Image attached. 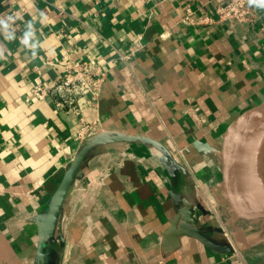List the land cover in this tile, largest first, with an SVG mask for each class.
Segmentation results:
<instances>
[{"label": "crops", "instance_id": "0c3cea01", "mask_svg": "<svg viewBox=\"0 0 264 264\" xmlns=\"http://www.w3.org/2000/svg\"><path fill=\"white\" fill-rule=\"evenodd\" d=\"M227 1L0 0V16H16L18 36L24 21L37 22L42 46L33 59L18 41L8 43L0 60V264H38L51 196L88 141L76 138L75 115L26 99L69 57L106 73L96 102L83 105L93 137L134 139L98 143L84 156L46 263L264 264V242L223 254L179 230L188 224L219 242L223 216L230 222L215 190L222 144L264 101V11L254 8L252 25L230 29L215 12ZM137 38L141 48L121 60ZM263 224L254 225L260 237Z\"/></svg>", "mask_w": 264, "mask_h": 264}, {"label": "water", "instance_id": "95a60500", "mask_svg": "<svg viewBox=\"0 0 264 264\" xmlns=\"http://www.w3.org/2000/svg\"><path fill=\"white\" fill-rule=\"evenodd\" d=\"M264 132V101L253 107L251 110L239 117L227 130L222 148H221V172L222 179L216 184V193L224 203L226 211L230 216V223L233 229L230 235L233 242L219 243L205 235L197 227L183 224L179 230L185 234L197 239L205 247L216 253H233L235 250L241 251L257 243L264 242V237H260L259 232H253L254 225L264 223V209L246 211L241 208L234 196L233 185L230 181L234 177V171L238 163L243 158L245 148L258 141L261 133ZM258 137V138H257ZM132 137L111 136L100 133L89 139L83 144L76 156L69 162L63 176L55 189L49 201L48 210L38 229L37 256L38 264L46 263L45 248L48 245L55 218L63 203L64 197L74 179V176L87 152L96 144L107 142L109 140H132ZM252 167V165H251ZM258 176L257 169H255ZM188 213V212H187ZM189 220L188 222H190ZM192 221L195 220L192 217ZM240 222L246 225L244 228H238L236 225Z\"/></svg>", "mask_w": 264, "mask_h": 264}, {"label": "built area", "instance_id": "2783aa9c", "mask_svg": "<svg viewBox=\"0 0 264 264\" xmlns=\"http://www.w3.org/2000/svg\"><path fill=\"white\" fill-rule=\"evenodd\" d=\"M215 12L217 22L225 24L230 29L238 23L252 25L257 17L254 8L248 6L247 0H228L218 5ZM140 48V39L137 38L130 43L129 53L120 55L119 58L124 60ZM105 74V71L92 61L73 60L69 57L63 64L62 71L51 84L33 85L26 99L49 100L57 109L75 115L78 119L76 138L79 141H86L93 137L94 126L84 120L83 105H92L96 102Z\"/></svg>", "mask_w": 264, "mask_h": 264}, {"label": "clouds", "instance_id": "9594fccd", "mask_svg": "<svg viewBox=\"0 0 264 264\" xmlns=\"http://www.w3.org/2000/svg\"><path fill=\"white\" fill-rule=\"evenodd\" d=\"M247 4L250 8L264 11V0H247ZM40 17L39 22L43 23V20L46 19L45 14L41 12ZM36 23V21L31 19L24 21L23 31L18 36L16 16H0V38H2L0 39V60H6L10 54L7 44L16 41H18L20 49L29 53L33 59L38 56L42 46Z\"/></svg>", "mask_w": 264, "mask_h": 264}, {"label": "bare ground", "instance_id": "6f19581e", "mask_svg": "<svg viewBox=\"0 0 264 264\" xmlns=\"http://www.w3.org/2000/svg\"><path fill=\"white\" fill-rule=\"evenodd\" d=\"M263 137H264V132L261 133V135L259 137L260 138L259 141H262ZM258 142L257 143L255 142L253 144L251 143L250 145H248L245 148L246 151H244L242 154L243 158L241 160V164L242 163L243 164L241 165V167L243 169V177H244L245 181L247 182V183H245L247 186V190H248L247 193L239 191L231 183L234 187L233 188V191L235 192L234 196H235V199L237 200L238 205L241 208L245 209L246 211H254V210H258V209H264V202H262L261 199L259 197H257V194L253 191L254 187H252L254 184H256L255 179L257 177V173L255 171L256 168H255L254 163L257 162L256 154L258 153V150H259L257 148ZM251 165H252V167H251Z\"/></svg>", "mask_w": 264, "mask_h": 264}, {"label": "rangeland", "instance_id": "374dc122", "mask_svg": "<svg viewBox=\"0 0 264 264\" xmlns=\"http://www.w3.org/2000/svg\"><path fill=\"white\" fill-rule=\"evenodd\" d=\"M258 141H255V142L257 143ZM257 146H258L257 148L259 150H258V153L256 154V160H257L256 169H257L258 176H259L260 179L258 177H256V179H255L256 180V184H254L252 187H254L253 191L257 194V197H259L261 199V201L264 202V137H263L262 141L258 142ZM235 171L236 172H235V175H234L233 178L237 180L236 188L239 191L247 193L248 190H247V186L245 184L247 182L245 181V179L243 177V169H242V167L241 166L237 167L235 169ZM223 218H224L223 228L218 230L219 233H217L216 236L219 237V242H222V243H227V241L228 242H230V241L233 242V238L230 235V230L232 228H231L228 216L225 215V216H223ZM240 225H241V223L238 222L236 226L239 227ZM259 226L260 225H256V228L253 229V232L258 231L259 230Z\"/></svg>", "mask_w": 264, "mask_h": 264}]
</instances>
